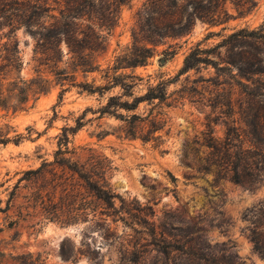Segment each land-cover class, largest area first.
<instances>
[{"label":"rangeland","instance_id":"obj_1","mask_svg":"<svg viewBox=\"0 0 264 264\" xmlns=\"http://www.w3.org/2000/svg\"><path fill=\"white\" fill-rule=\"evenodd\" d=\"M146 1L118 7L97 53L100 70L76 69L65 44L53 65L34 52L25 26L16 32L20 66L0 56V250L7 254L31 252L44 264H264L251 239L255 231L264 243V182H236L226 160L251 149L242 155L247 167L238 168L249 179L253 148L264 144V0H224L223 23L197 19L186 35L159 44L147 64L118 71L144 77L135 95L170 80L164 102L118 109L124 118L101 113L123 90L90 92L76 83H107L104 70L131 47ZM177 1L188 3L186 15L217 7V0ZM241 29L255 34L231 37ZM194 49L212 62L179 74ZM134 113L143 119L132 126L125 118ZM156 116L161 125L149 134ZM62 158L115 192V209Z\"/></svg>","mask_w":264,"mask_h":264},{"label":"trees","instance_id":"obj_2","mask_svg":"<svg viewBox=\"0 0 264 264\" xmlns=\"http://www.w3.org/2000/svg\"><path fill=\"white\" fill-rule=\"evenodd\" d=\"M57 1V2H56ZM63 2L61 5L60 2ZM127 0H55L59 7L52 5L49 0H0V56L6 60L7 66L21 64L19 54V40L16 32L25 26L29 29L36 40L34 52L41 54L43 58L53 65H58L63 61V48L65 44L71 54H73V65L83 72H93L100 70L97 63V53L104 51L107 47V35L110 34L119 20L118 7L126 3ZM224 0H217L216 9L203 6H194L193 11L188 15L189 5L178 3L177 0H147L136 12L135 25L132 28V45L127 47V51L116 57L114 65L108 67L105 72L107 83L103 86H95L89 82L76 83L84 90L90 92L102 91L104 89L120 87L122 95L109 97L108 102L101 108V113L114 114L124 118L118 109L126 111L136 110L143 102L159 100L164 102L167 99V86L170 80L161 81L156 85H150L147 91L141 95H135L134 88L139 80L144 77L135 74L118 73L120 69L134 68L147 64L154 56L156 47L167 38H178L186 35L192 29L197 19L207 21L211 24H221L224 22ZM58 11V13H56ZM225 16L228 13L225 12ZM86 22V23H85ZM7 29L6 31H4ZM104 31L106 33H104ZM255 31L241 29L231 35V37L243 35L253 36ZM264 38V35H262ZM206 51L201 49L192 50L185 58L184 65L179 74H183L201 63L212 62L207 56H203ZM40 56V57H41ZM42 58V57H41ZM1 67V66H0ZM61 78L74 77L75 73L59 72ZM42 82H47L42 79ZM32 88V87H31ZM32 90V89H31ZM35 90V89H34ZM40 91H45L42 87ZM123 96L131 97L122 99ZM132 126L138 119H143L140 114L134 113L130 118ZM153 129L149 134L159 129L161 120L154 117L151 121ZM226 143V153L230 151L233 139L229 137ZM144 140L147 136L143 137ZM262 144V143H260ZM251 149L241 151V156H237L233 163L234 175L232 178L236 182H250L261 184L264 182V144L254 146L253 153L258 156L255 163V176L245 179L239 173V167L243 164V156ZM262 155V159L261 156ZM260 158V160H259ZM71 169L78 172L88 183L95 194L103 200L110 208L115 209V198L118 195L111 189L91 180L88 172L80 169L79 165L68 158L60 159ZM250 176V173H248ZM1 211V209H0ZM251 239L254 242L257 252L264 257V243L260 234L253 231ZM165 251L166 246H163ZM0 264H44L39 256L33 253L13 254L0 250Z\"/></svg>","mask_w":264,"mask_h":264}]
</instances>
